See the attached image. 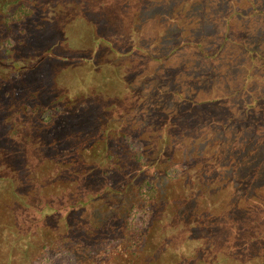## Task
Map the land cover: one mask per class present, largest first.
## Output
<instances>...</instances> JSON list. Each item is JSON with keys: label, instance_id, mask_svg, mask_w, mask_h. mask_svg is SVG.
I'll return each instance as SVG.
<instances>
[{"label": "rangeland", "instance_id": "374dc122", "mask_svg": "<svg viewBox=\"0 0 264 264\" xmlns=\"http://www.w3.org/2000/svg\"><path fill=\"white\" fill-rule=\"evenodd\" d=\"M35 64L48 95L84 110L74 135L126 136L152 164L151 246L169 264H264V0H0V90ZM0 99V264H75L51 243L92 234L98 200L79 205L91 192ZM82 143L70 165H109L102 142Z\"/></svg>", "mask_w": 264, "mask_h": 264}, {"label": "trees", "instance_id": "16d2710c", "mask_svg": "<svg viewBox=\"0 0 264 264\" xmlns=\"http://www.w3.org/2000/svg\"><path fill=\"white\" fill-rule=\"evenodd\" d=\"M28 15V9L21 5L3 17L6 30L4 42L9 44L12 40L8 36L9 28L22 23ZM27 39L29 42L36 41L33 38ZM16 42L17 39L14 38L9 46L19 45ZM41 55L51 59L48 49ZM39 66L30 65L23 73L15 67V72L9 75V84L1 87V98L8 103L16 99L22 113L38 123V134L47 137L45 142L48 141L47 149L51 151V158L67 166V179H81L85 186L81 189L89 191V194L91 192L88 198L78 201L79 205L98 200L100 207L97 210L99 215L93 222L92 234L84 230L78 234L67 232L51 243L50 251L54 249L55 253L71 255L75 264H169L172 260L170 255L151 246L152 236L156 234L154 225L157 221L158 196L157 189L145 170L152 164H148L141 153L129 152L123 144L126 136L114 141L104 136L103 128L99 127L96 129L99 136L74 135L75 127L84 128L81 124H87L84 110L67 106L56 96L48 95V88L45 87L47 78L42 71L43 67H40L41 70ZM0 102L3 101L0 99ZM79 115L82 118L80 120L76 118ZM0 128L1 136L4 132L2 124ZM84 130L87 133V129ZM85 139L103 143L105 160L109 163L107 167L98 169L95 166L80 168L70 165L71 155L77 149L80 152L86 151L87 146L82 143ZM118 163L124 165H117ZM173 260L180 262L183 259L179 256ZM203 261L207 264L208 260Z\"/></svg>", "mask_w": 264, "mask_h": 264}]
</instances>
